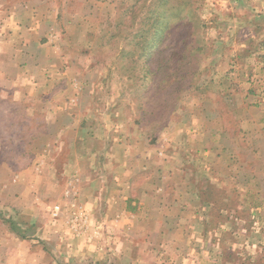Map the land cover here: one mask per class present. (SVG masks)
I'll list each match as a JSON object with an SVG mask.
<instances>
[{"label": "rangeland", "instance_id": "rangeland-1", "mask_svg": "<svg viewBox=\"0 0 264 264\" xmlns=\"http://www.w3.org/2000/svg\"><path fill=\"white\" fill-rule=\"evenodd\" d=\"M63 126L107 143L130 133L208 144L214 175L186 169L210 191L212 220L188 244L153 230L150 256L141 246L135 262L55 258L53 223L76 217H61L67 181L56 198L40 158ZM0 254V264H264V0H0Z\"/></svg>", "mask_w": 264, "mask_h": 264}, {"label": "crops", "instance_id": "crops-1", "mask_svg": "<svg viewBox=\"0 0 264 264\" xmlns=\"http://www.w3.org/2000/svg\"><path fill=\"white\" fill-rule=\"evenodd\" d=\"M76 129L60 127V136L48 141L46 153L40 158L51 171L48 186L56 198H62V182L67 181L61 217H76L62 228L59 221L53 223L58 233L62 231L50 237L54 239L50 251L55 258L72 262L73 258L104 254L135 262L136 248L143 247V258L148 253L150 256L153 230L159 232L160 243L170 242L171 233L180 235L176 243L171 237L173 245L188 244V230H205L206 219L212 220L216 213L215 205L204 195L210 191L187 183L186 167H197L195 174L204 169L214 175V165L206 162L211 152L208 144L200 150L194 139L187 137L181 143L183 150L162 141L150 145L139 136V141H132L130 133L123 136V141L118 137L107 143L102 137H92L89 129ZM222 193L231 199L237 194L227 188ZM141 239L142 243H137Z\"/></svg>", "mask_w": 264, "mask_h": 264}, {"label": "built area", "instance_id": "built-area-1", "mask_svg": "<svg viewBox=\"0 0 264 264\" xmlns=\"http://www.w3.org/2000/svg\"><path fill=\"white\" fill-rule=\"evenodd\" d=\"M58 212H59V206H55L52 215L56 217L58 215Z\"/></svg>", "mask_w": 264, "mask_h": 264}]
</instances>
